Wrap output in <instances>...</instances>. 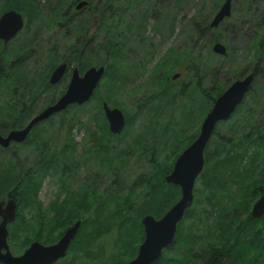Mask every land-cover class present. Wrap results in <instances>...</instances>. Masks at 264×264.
Wrapping results in <instances>:
<instances>
[{
    "label": "trees",
    "instance_id": "obj_1",
    "mask_svg": "<svg viewBox=\"0 0 264 264\" xmlns=\"http://www.w3.org/2000/svg\"><path fill=\"white\" fill-rule=\"evenodd\" d=\"M66 1L68 0H45L43 3L41 0H21L20 4H15L14 0H0V13L8 9H15L22 13L25 18L24 30L28 28L31 18H38L43 9L49 12L51 20L55 22L58 21L59 17H67L68 23H71L73 27L72 32H67L62 36L63 42L61 43H63L64 55L63 53L59 54L56 50V44L47 50L48 63L41 74H38V88L36 86L32 91L29 85L35 84L34 79L32 77L27 78L17 64L29 56L26 51L36 41L39 28L31 33L29 38H25L18 49L16 47L15 50L12 48V50L7 51L0 42V63L7 65L5 74L0 70V77L4 74L2 75L6 77L3 79L4 82L9 81L10 97L5 101V104L11 112L10 114L6 113L9 115L6 118L7 121H1L5 118L4 111H6L5 107L1 105L0 133L4 134L11 129L22 127L35 114L31 109L32 105H36L41 92L50 86H54L49 84L48 77L60 62L67 64V71L73 65L72 68L77 67L79 72L92 65H103L105 71L102 78L106 81L110 89L109 94L112 97L109 95L98 97L95 90L86 103L70 105L46 121L50 122L54 116H58L61 122L70 123L69 127H72L80 120L81 111L92 105L93 108L88 109V112L92 113L88 119L97 121L98 124H96L97 129L95 131H90L88 128L89 146L84 151L87 153L94 151L93 158L101 163L102 167L107 164L115 175L110 164L113 157L116 156L115 159L119 162L118 170L126 165L123 162L122 151H116L117 154L109 157L112 149L111 139L117 134H111L108 130L102 103L105 101L113 106H119L115 101L116 94L123 88V83L129 76V69L132 68L130 61L126 60L125 53H129L130 49H133L132 42L137 41L143 35L144 24L148 16L155 20V24L157 23L154 30L164 29L168 34H171L175 29V17L171 15V12L188 0H168L162 9H158L159 16H156L154 9L157 8L159 0H86L87 4L80 10H75L74 6L81 0H71L70 5L73 6V9L67 7L63 10L62 7ZM210 1L212 2V13H215L220 3L223 2V0ZM141 4L143 8L140 11L136 26L133 25L135 24L133 20L124 21L126 15ZM84 11H87L84 19L75 24L73 18ZM250 15L251 11H247L243 15L246 19L249 18L246 23L249 31L244 30L243 36L250 35L249 45L252 54L246 65H239L232 69L235 75L231 78V82L249 72L254 73V80L245 99L234 111H240L239 109L246 107L244 121L246 125L252 124L251 129L246 131V125H243L244 128L238 131L234 138L219 136V131L214 130L211 141L204 151L203 169L197 177L207 192L204 201L209 205V209H202L199 206L200 201H196L197 198H195L177 225L174 241L163 250L161 257L152 264H264V214L259 219H255L250 216L245 203L241 208L237 206L227 207L220 202L218 195H213L215 188L220 183L219 178L227 173L249 175L248 177L251 179L245 185L244 194L246 195L250 190V195H253L254 198L264 191V129L262 132L260 123H257V116L260 115L264 104V102L260 103L259 97L260 93L264 94V5L261 11L251 19ZM49 21H46L47 25H49ZM202 23L201 27H198L199 23L191 26L188 32V45L179 52L173 48L175 50L171 54L173 55V63H170L169 67H167L168 65L165 66L163 70V73L168 74L169 71L177 69L176 66L182 65V73H178L186 77L187 84L183 83L176 88L169 84L170 78L168 79L167 76L160 79V75H156L155 83L160 91L156 90L158 93L154 97L143 98L139 104L141 109L138 106V110L159 115L179 94L184 97L200 99L196 111L198 121L200 118L202 121L214 99L230 84L222 87L221 83L216 80L218 69L212 68L210 62L202 61L198 53L192 57L196 40H203L204 35L210 29L212 30V37L209 38V44L224 41L223 38H226L222 34H220L221 37L213 35L216 27L211 28L208 19H203ZM239 30L241 32L242 27ZM233 31L234 28H230L226 33L228 38L233 36ZM216 34H218L217 31ZM132 37H134L133 41L130 40ZM171 50L169 49V53L172 52ZM220 56H227V53ZM11 58L13 61L10 60ZM67 71L60 82H64L69 77ZM158 71L160 70H155L154 73L157 74ZM209 73H212L213 84L207 87L204 77ZM258 82H260V87L257 85ZM65 88L66 86L56 95H47L42 101L45 102L42 107L53 103L64 92ZM25 90L29 91L25 92ZM25 94L29 97L25 98ZM187 112L189 110L183 107L180 116L186 115V118L184 117L181 121V125L183 121H188L189 114ZM262 121L264 126V120ZM155 122L151 121L153 131L146 132V136L152 135V140L161 131L155 130ZM38 125L31 130L24 143L31 140L43 143L40 142L44 141L42 136L35 133ZM125 125H127V131L130 127V120L128 123L127 117L125 118ZM179 125H174L172 137L182 132L179 129L182 126L179 127ZM166 127L168 128V125ZM197 132L198 125L195 124V129L190 135L183 138L180 149L162 166L158 167L159 161L154 156V149H152L148 158L150 164L148 173L137 175L134 182L127 186L125 195H109L107 200H103L102 195L97 199L96 188H91L94 180L90 185H80L77 193L68 187L65 179L74 173L76 163L75 158L71 155L74 147L72 142H69L62 150L56 149L55 146L51 150L47 147L46 153L37 157L35 162L25 170L17 164V159L12 154L10 158L0 159V199L11 197L16 200L17 196V201L19 203L21 201L26 207L41 208L37 200V192L47 169H53L54 173L59 176L62 189L67 194L63 200L55 199L50 202L46 211L43 212L45 214L37 221V224H25L26 229L24 231L27 236L37 226L34 236H26L28 242L54 243L63 231L76 221L72 219L77 217V220H81L79 231L66 256L55 263L65 262L68 255H72V259L95 258L96 251L101 253L103 250L99 244L100 240L105 237H112L116 246V254L110 257L108 264H126L135 256L143 239L141 218L145 214H150L155 218L161 217L180 197L179 188L165 183L164 177L170 172L177 156L196 137ZM140 137V135H136L133 138L134 140L139 138L143 142L145 137ZM141 141L137 148H129L127 152L134 154L135 150L139 149L138 146L141 145ZM44 142L47 146V142ZM144 146L145 144L142 143L140 148ZM12 147L13 144L7 149L0 148V151H12ZM150 147L152 145L148 146V148ZM66 150L67 152H65ZM143 150L145 151L146 148L144 147ZM126 158L128 157L125 156ZM61 160L62 164H60ZM115 176L117 182L119 175L116 174ZM118 187L122 188V184L119 183ZM245 198L243 196L244 200ZM83 214L86 216L84 217ZM16 222L19 223L17 220L14 224L11 223V228L15 227ZM112 234L114 236H111ZM28 244L25 243L23 247L26 248ZM169 251H174L175 255L166 256L165 254Z\"/></svg>",
    "mask_w": 264,
    "mask_h": 264
},
{
    "label": "rangeland",
    "instance_id": "obj_2",
    "mask_svg": "<svg viewBox=\"0 0 264 264\" xmlns=\"http://www.w3.org/2000/svg\"><path fill=\"white\" fill-rule=\"evenodd\" d=\"M14 1L15 4H20L21 2V0ZM41 1L43 3L45 2V0ZM70 1L71 0L64 2V7H62L63 10L67 9V7H69L71 10L73 9V6L70 5L72 1ZM167 1L168 0H159L157 8H154L156 11V16H159L158 9H162ZM231 4L232 8L230 15L215 28L218 34H216V31L215 34H213L214 36L219 37H221L220 34H222V36H226V38H223L224 41L219 42L226 47L227 56H220L212 51L211 46L213 43H208L209 38L212 37L211 29L206 32L203 40H196V46L192 52V57L194 54L198 53L202 61L210 62L212 68L218 69L216 80L221 83L222 87H226V85L231 83V78L235 75V72L232 69H235L239 65H246L249 61V58L251 57L252 50L249 45L250 35L243 36L244 30L249 31L247 29L248 25L246 24L249 21V18L246 19L243 15L245 12L251 11V19L255 14L261 11L264 5V1L232 0ZM142 8V4L137 8H134L132 11H130V13L126 15L124 21L127 22L129 20H133L135 22V24L133 25L136 26L139 21L140 11ZM69 12L72 13V11L70 10ZM86 13L87 11H84L76 15V17L73 18V22L77 24L80 20L84 19ZM171 15L175 17V29L171 34H168L164 29H160L159 31L154 30V26H157V23L155 24V20L148 16V19L144 24V33L141 38L138 40L136 39L137 41H133L134 37L130 38V40L133 41V49H130L131 51L129 53H125V56L126 60L130 61L132 68L129 69V76L128 79H126V81L123 83V88H121V90L116 94L115 101L119 104V106H113L107 103L110 107L119 108L124 114V118H128V123L130 120L129 129L126 131L127 125H125L123 130L111 139L112 149L110 151L109 157L117 154L116 151H122L123 162L126 165L124 168L118 170L117 167L119 162L115 159L116 156L111 159V168L115 172V175H119V179L117 182L116 176L110 170L108 165L104 163L105 166L102 167L101 163L97 162L93 158V156L95 155L94 151L91 153H87L84 151L89 146L87 136L88 128L90 131H95L97 129L96 124H98L97 121L88 119V117L92 115V113L88 112V109L93 108L92 105H89L87 108L81 111L80 120L72 127H69L70 123L65 124L61 122L58 116H54L50 122H41V124L37 126L35 133L36 135L39 134L38 136H42L41 138L47 142V146L44 141H40L43 143H37L30 139L31 141L28 143L23 142L19 144H13V147L11 149L12 151H0V159L10 158L13 154V156L17 159V164L25 170L35 162V159L37 157L46 153L47 147L49 150H51L53 146H55L58 150H62V148L68 145L69 142H72L74 144V147L72 148L71 155L75 158L74 161L76 163L74 173L69 175L65 179L68 187L72 191L77 193L80 185H90L92 180H94V183L91 184V188H96V191L98 193L97 199H99V197L102 195L103 200H107L109 195H125L127 186L131 185L134 182V178L137 175L148 173V171L150 170L148 158L152 149H154V156H156L159 161L158 167L165 164V162L167 163L174 155V153L180 149L181 145L183 144L181 143L183 138L186 136L188 137L192 130L195 129V124L198 125L199 130L201 118L198 121L196 109L199 105L200 99H196L194 97H184L177 94L174 100H172L169 105H167V108L163 110L164 112H160L159 115L150 114L146 111L138 110L139 108L141 109L139 104L143 98L152 96L154 97L155 95H157V91H160L157 84L155 83L156 75H160V79L166 78L167 76L168 79L170 78L169 84L174 85V87L176 88H178L183 83L185 85L187 84V79L186 77H184V75L181 76V74H179L175 79L171 78L175 73H182V65L176 66L177 69L169 71L168 74L166 72L163 73L164 67L167 65V67H169L170 63H173V55L171 54L175 50L179 52L181 51V49L188 45V32L191 29V26H195L199 23L198 27H201L203 24V19H208L210 21L212 16L214 15V12L212 13V2L210 0H188L185 1L182 6L177 7V9H173ZM199 15L201 16L199 17ZM23 19L25 24L24 16ZM48 20H50L48 22L49 25L46 24V21ZM240 27H242L241 32L239 30ZM37 28H39L37 30V39L32 45L29 46L26 51L29 56L25 59L23 58L17 64V66L20 67L23 73H25V76L27 78L32 77L34 79L35 84L32 83L29 85L31 87V91L34 90L36 86L38 88V74H41V72L45 68V65L48 63L49 55L47 50L51 46L56 44V50L59 52V54L63 53L64 55L62 46L63 43H61L63 42L62 36L67 32H72L73 30L71 23H68L67 17H59L58 21L55 22L51 20L49 12L43 9V12L38 18H31L26 30H24L23 26L17 37L10 43L5 45L6 50L10 51L12 50V48L15 50L16 47L18 49L25 38H29L31 33H33ZM230 28H234V34L233 36L228 38L226 33ZM124 34L127 35L126 33ZM173 48L175 50H173ZM169 49H172L171 53H169ZM10 60L13 61V58H11ZM72 66L73 65H71V68ZM71 68L67 71V73H69V76ZM0 70L5 74L7 65L4 63H0ZM155 70L160 71H158L156 74L154 73ZM82 72L83 71H80V74ZM2 75L0 77V107L1 105H3L6 111H4L5 118H3L1 121H7L6 118L9 117L8 114L11 113L7 108V105L5 104V101H7L10 97L8 88L9 81L5 83V80L3 79L6 77ZM68 80L69 77L66 78L64 82H59L56 85L50 86L45 91L41 92L37 98V102L35 103L36 105H32L31 109H33L34 113H38L45 107H42V105L45 103L42 101L46 98L47 95L50 96L51 94L56 95L57 93H59V91H61L67 85ZM190 81V83H192V80ZM204 81L205 85L207 87H210L213 84L212 73L205 75ZM259 83L260 82L257 83L258 87H260ZM17 88H19V86H17ZM20 89L23 88L20 87ZM109 90L110 89L106 84V81L104 80V78H101L99 85L96 88L97 96L103 97L105 95H109L110 97H112L109 94ZM28 91L29 90H25V92ZM18 93H20V90H18ZM25 96V98L29 97V95L27 94H25ZM259 97L260 103L262 104L264 102V94L260 93ZM246 99L247 101H249L248 98ZM183 107L189 110V112H187L189 116L188 121H183L181 125V121L186 116H180ZM239 110L240 111L234 112L228 120L219 122L217 124L215 131H219V136L234 138L237 135V132L244 128L243 125H246L244 118L247 109L246 107H242ZM6 113L8 114L6 115ZM150 120L154 122L156 121L155 130H161L160 134L154 136V140L151 139V134L146 136L147 131H153ZM262 120H264V104L261 108L260 115L257 116V123H260V128L263 132L264 126L262 125ZM168 121L169 123H167ZM175 124H180L179 127L182 126L181 128H179L182 130V132L172 137V131H174L173 128ZM167 125L168 128L166 127ZM251 125L252 124L248 123L245 130H250ZM164 127L166 128L163 129ZM136 135L146 137L142 142L139 138L134 140L133 137H135ZM140 141L141 145L138 146L139 149L135 150L136 152L134 154L127 152L129 148H137V145L140 143ZM210 141L211 140H209L208 143H210ZM142 143L145 144V151H142L144 147L140 148V146H142ZM149 145H152V147L148 148ZM65 152H67V150ZM59 153L61 154L62 151ZM125 156H127L128 158L125 159ZM60 164H62V160ZM54 172L55 171L53 169L48 168L46 174L42 178L40 189L37 192V200L41 208L38 209V207L36 206L26 207L24 203H22L21 201L19 203L17 201L16 196L17 216L15 221L17 220L19 223L16 222L15 227L13 228H11V224L8 225L7 237L9 249L13 255L20 254L21 251L25 248L23 247V245L25 243H30L28 242L29 240L27 239V237H31L36 234L35 230L37 226L35 230H32L29 233L28 236L25 235V224H37V221L40 220L42 218V215L45 214L43 212L46 211L50 202L54 201L55 199H65L67 192L62 189L61 183L59 181V176ZM248 176L249 175L244 173H241L240 175L227 173L221 176L219 178L220 183L215 188L213 195H218L219 200H221L220 202L227 207L237 206L238 208H241L245 203L250 214L251 206L257 196L253 198V195H250V190L247 195L244 194V191H246L245 185L251 179ZM119 183L122 184V188L118 187ZM206 195L207 192L205 189H203L202 182L199 180V178H197L193 187V201L195 198H197L196 201H200L199 206L202 209L208 210L209 205L204 201ZM243 196L246 197L245 200L243 199ZM50 215H52V213H50ZM83 216L85 217L86 215L83 214ZM77 219V217H74V219L72 220L75 221ZM14 222L12 224H14ZM111 236L114 235L112 234ZM99 244L101 247H103V250L101 253L99 251H96L97 255L95 256V258L84 257L72 259V255H68L65 262L55 264H108L110 261V257L116 254L115 242H113L112 237H105L100 240ZM69 253L71 254L72 252ZM165 255H175V252L169 251Z\"/></svg>",
    "mask_w": 264,
    "mask_h": 264
},
{
    "label": "water",
    "instance_id": "obj_3",
    "mask_svg": "<svg viewBox=\"0 0 264 264\" xmlns=\"http://www.w3.org/2000/svg\"><path fill=\"white\" fill-rule=\"evenodd\" d=\"M232 0H223L212 16L209 26L217 27L231 13ZM87 4L86 0L78 1L74 8L80 10ZM24 19L20 12L8 9L0 14V40L6 44L14 38L23 28ZM214 53L226 54V47L220 42L211 46ZM67 69L65 62H60L51 71L48 82L57 84ZM105 67L92 65L81 74L77 67H73L64 92L51 104L45 106L33 115L20 128H14L0 133V148L6 149L11 143H23L31 130L51 116L64 111L70 105H82L92 96L103 77ZM179 73L172 75L175 79ZM254 73L232 81L213 101L211 107L203 117L196 137L181 151L175 159L169 173L164 177L165 183L175 185L180 190V197L165 211L155 218L145 214L141 218L143 239L137 248L135 256L126 264H152L157 261L164 249L174 241L178 223L193 203V187L196 178L204 166V151L219 122L228 120L243 102L254 80ZM103 115L111 134H119L125 126V118L117 107H110L102 103ZM264 214V192L254 201L250 209V216L259 219ZM17 216V203L13 198L0 199V264H54L64 258L77 235L81 220L69 225L59 239L51 244H42L31 241L18 255H13L7 242L8 225L13 223Z\"/></svg>",
    "mask_w": 264,
    "mask_h": 264
},
{
    "label": "flooded vegetation",
    "instance_id": "obj_4",
    "mask_svg": "<svg viewBox=\"0 0 264 264\" xmlns=\"http://www.w3.org/2000/svg\"><path fill=\"white\" fill-rule=\"evenodd\" d=\"M5 11H6V10H5ZM3 12H4V11H3ZM1 13H2V12H1ZM1 13H0V14H1ZM18 34H19V33H18ZM18 34H17V35H18ZM17 35H16L14 38H12L10 41H8L6 44L10 43L13 39H15V38L17 37ZM0 42H1V44H2L3 46L6 45V44H4L1 40H0ZM67 69H68V68H67ZM67 69H66V71H67ZM66 71H65V72H66ZM64 74H65V73H64ZM62 77H63V76H62ZM48 78H49V77H48ZM61 79H62V78H61ZM59 82H60V81H59ZM59 82H58V83H59ZM11 144H15V143H11ZM11 144H10V145H11ZM10 145H9V146H10ZM6 149H7V148H6ZM263 192H264V191H263ZM263 192H262V193H263ZM262 193H261V194H262ZM261 194H260V195H261ZM260 195H258L257 198H258ZM9 198H11V197H7V198H5V199H2V198H1V200H7V199H9ZM257 198H256V199H257ZM256 199H255V200H256Z\"/></svg>",
    "mask_w": 264,
    "mask_h": 264
}]
</instances>
